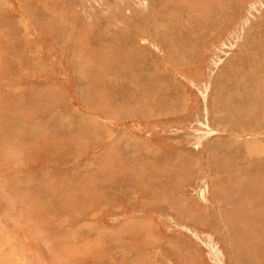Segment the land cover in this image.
<instances>
[{"label": "rangeland", "instance_id": "374dc122", "mask_svg": "<svg viewBox=\"0 0 264 264\" xmlns=\"http://www.w3.org/2000/svg\"><path fill=\"white\" fill-rule=\"evenodd\" d=\"M256 80L264 0H0V264H264Z\"/></svg>", "mask_w": 264, "mask_h": 264}, {"label": "bare ground", "instance_id": "6f19581e", "mask_svg": "<svg viewBox=\"0 0 264 264\" xmlns=\"http://www.w3.org/2000/svg\"><path fill=\"white\" fill-rule=\"evenodd\" d=\"M67 44H68V43H67ZM241 76H242V75H241ZM245 77L247 78L246 75H245ZM245 77H243V78H245ZM259 78H260V77H259ZM249 79H250V78H249ZM241 80H242V79H241ZM257 81H258V80H256V82H257ZM239 82H240V81H239ZM241 82H242V81H241ZM258 82H259V81H258ZM240 84H241V83H240ZM259 88H260V89H264V84H263V82H259ZM237 90H238V89H237ZM237 90H236V91H237ZM254 91H255V90H254ZM230 95H231V98H232V96H233V99H232V100L229 99V96H227V97L225 96V97L228 98V100H229L231 103H233V104L236 103V102H238V101H237L238 99L236 100L235 98H238L239 93H237V92H232ZM249 95H250V94H249ZM216 96H217V95H216ZM247 96H248V94H247ZM213 97H214V96H213ZM260 97H261V96H260ZM260 97H259V98H260ZM247 98H248V97H247ZM247 98H246V99H247ZM247 100H248V99H247ZM250 100H251V99H250ZM252 100H253V99H252ZM244 102H245V101H244ZM233 104H232V105H233ZM241 106H242V105H241ZM238 107H239V106H238ZM227 108H229L228 110H230V109H236L237 107H236L235 105H233V107L228 106ZM247 146L250 147L251 150H256V148H257L255 145H253V143L251 144V142H250V145H248V143H247ZM199 194H200V195H199ZM202 194H203V191H202V189H200L199 192H198V197L201 198V197H202ZM248 236H249V235H248ZM260 245H261V244H260Z\"/></svg>", "mask_w": 264, "mask_h": 264}, {"label": "crops", "instance_id": "0c3cea01", "mask_svg": "<svg viewBox=\"0 0 264 264\" xmlns=\"http://www.w3.org/2000/svg\"><path fill=\"white\" fill-rule=\"evenodd\" d=\"M222 127H224V126H222ZM219 129H222V128H219ZM232 129V128H231ZM231 129H227V131H231Z\"/></svg>", "mask_w": 264, "mask_h": 264}, {"label": "water", "instance_id": "95a60500", "mask_svg": "<svg viewBox=\"0 0 264 264\" xmlns=\"http://www.w3.org/2000/svg\"><path fill=\"white\" fill-rule=\"evenodd\" d=\"M200 195V194H199Z\"/></svg>", "mask_w": 264, "mask_h": 264}]
</instances>
